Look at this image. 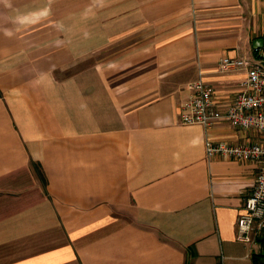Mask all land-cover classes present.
Returning <instances> with one entry per match:
<instances>
[{
	"label": "crops",
	"instance_id": "obj_1",
	"mask_svg": "<svg viewBox=\"0 0 264 264\" xmlns=\"http://www.w3.org/2000/svg\"><path fill=\"white\" fill-rule=\"evenodd\" d=\"M264 64V0H0V264H264L237 240L264 142L223 114Z\"/></svg>",
	"mask_w": 264,
	"mask_h": 264
},
{
	"label": "built area",
	"instance_id": "obj_2",
	"mask_svg": "<svg viewBox=\"0 0 264 264\" xmlns=\"http://www.w3.org/2000/svg\"><path fill=\"white\" fill-rule=\"evenodd\" d=\"M220 59L219 69L222 71L248 68L240 93L221 114L214 105L212 88L200 78L192 84L191 97L181 104L179 123L201 125L209 129L219 118H225L233 127L264 133V64L250 65L247 60L230 57ZM207 141L208 158L223 155L250 159L259 164V174L252 194L246 198L237 222V240L254 245L264 236V142L247 145L214 142L210 139Z\"/></svg>",
	"mask_w": 264,
	"mask_h": 264
}]
</instances>
